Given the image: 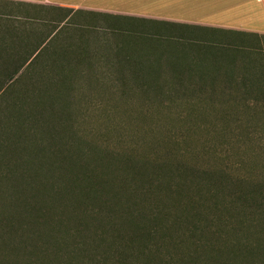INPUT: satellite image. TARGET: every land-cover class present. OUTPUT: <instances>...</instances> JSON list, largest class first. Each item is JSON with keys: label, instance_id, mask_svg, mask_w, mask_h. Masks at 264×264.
I'll return each mask as SVG.
<instances>
[{"label": "rangeland", "instance_id": "rangeland-1", "mask_svg": "<svg viewBox=\"0 0 264 264\" xmlns=\"http://www.w3.org/2000/svg\"><path fill=\"white\" fill-rule=\"evenodd\" d=\"M61 1L65 2L39 4L64 6L77 12H71V19L67 23L65 21L60 33L53 36L44 50H50L48 57L37 63L36 72L19 73L14 79L16 81L8 83L12 86L7 92L28 93L30 101L27 104L35 102L38 110L42 106L38 107V101H45V88L41 92L38 88L44 83L38 82V76L48 63H53L52 58H58L57 67H50L46 79L50 86L53 77H67L66 84L71 89L68 86L63 90L70 89L65 97L68 103H57L54 111L48 114L52 121L62 120L58 144L52 140L50 143L58 148L72 145L77 139L88 144L75 146L78 147L76 157L82 160L85 148L91 156L88 157L89 162L84 163L88 165V171L95 172L98 178L90 182L78 180L77 185L96 192L84 191L86 207L81 204L77 207H83L81 210L72 208L62 215L67 227H46L40 220L39 224L37 221L33 224L28 215L27 219L24 218V232L18 235L14 230H11L13 235L8 234V229L0 225L1 233H4L0 238V264H23V252L17 249L21 246V238L34 233L44 237L51 233L57 236L46 243L49 248L60 252L46 264H94L92 259L102 264H113L116 257L113 258V253L117 250H127L131 256L146 244H151L150 248L154 250V264L163 258L177 264H264V213L255 209L258 203L254 205V202L244 200L247 194L252 197L256 194V184H264V92L258 96L241 85L246 72H250L249 77H256L264 70L261 65L264 63V35L248 36L242 41L236 40L244 37L242 35L213 37V41L240 42L237 44L246 46L244 52L224 59L232 60L220 68L216 94L213 89H204L198 78L194 79L196 81L188 78L187 82L191 83L186 84V88L176 91L166 88L168 91L164 96L148 98L143 93L134 97L133 94H123L125 91L118 83L122 82L120 75L121 78L125 75L119 72L136 67L133 66L138 62L136 58L154 53L155 50L150 48L158 50L160 63H163L166 56L163 37L140 33L146 30H140L139 23L129 18H115L118 26L126 31L111 30L108 18L98 16V13H105L156 20L163 17L170 22L241 31L239 26L250 20L244 19L241 13L245 9L241 8L251 0ZM26 10L0 4V13L19 15ZM29 13L32 17L56 20L70 14V11L32 8ZM7 26L8 22L0 20V28ZM131 26L140 29L136 32ZM24 27L29 39L33 35L45 36L48 30L58 26L33 21ZM159 28H165L164 35L167 36L178 34L171 27ZM146 29L151 33L150 27ZM14 51L17 55L19 47ZM196 53L198 51L189 54ZM130 62L133 63L131 66ZM212 70L216 72L219 69L215 67ZM233 74L237 76L235 81L238 85L233 84L234 80L229 77ZM206 79L209 80L210 76ZM259 87L264 88V82L255 83V89ZM46 98L50 99L47 95ZM190 110H195V116H189ZM34 112L30 115L34 116ZM39 136L45 137L48 143L45 132L41 131ZM96 152L129 153L144 163L184 165L212 174L208 177L197 174L200 178L186 175L178 179V174L169 167L166 174L151 175L137 183L131 178L128 181L125 173H119L124 167L121 161L112 159V163L105 162L103 168L100 167L103 165L101 162L91 164V157L94 158ZM53 155L49 162L54 166ZM156 157L160 158L155 161ZM180 161L182 163L178 164ZM78 163L72 170L81 176L78 169L81 161ZM56 175L51 170H43V192L39 186L40 199L31 195V200H42L43 196L51 194L50 190L60 181ZM3 185L5 182L0 180V188L7 193H0V221H3V213H14L12 207L16 203L13 199L15 187ZM132 217L138 224L142 219L148 229L153 227L157 231L145 236L143 230L136 228L137 224H132ZM147 218L151 222H147ZM14 224L19 229L16 221ZM6 240L11 248L5 252L3 244ZM39 242H42L41 238L37 242L31 239L29 246L42 244ZM156 246L161 247L159 252L155 250ZM68 252L72 253L71 256ZM145 260L138 258L132 264H141Z\"/></svg>", "mask_w": 264, "mask_h": 264}, {"label": "trees", "instance_id": "trees-1", "mask_svg": "<svg viewBox=\"0 0 264 264\" xmlns=\"http://www.w3.org/2000/svg\"><path fill=\"white\" fill-rule=\"evenodd\" d=\"M0 4L9 5L12 8L19 7L27 9L23 14L19 15L15 14L14 12L0 13V20L9 23V26L6 28H0V180L5 182L6 185L3 186L10 188L11 186L15 187L13 199L16 202L12 207V209L15 210L14 213H3L4 217L3 221H0V225H3L8 229V234L13 235V233L11 234V230H14L17 232L16 235H18L19 232H24V218L27 219V215L29 216L31 222L33 220V224H35L36 221L37 224H39L41 221V223L46 227L57 228L62 227V225L66 226L64 217L62 215H65V212L70 211L72 208L74 210H81L83 207L77 208L81 204L85 206L84 201L86 200V195L84 191L90 194L96 192L95 190L86 188L82 189L81 186L77 185V181L82 180L85 182H90L93 179L98 178V176L95 172H89L87 169L88 165L84 163L89 162L88 157L91 156L89 152H86L85 148H83L84 158L81 160L76 157L78 147L75 146H79L81 144H86L88 146L86 142H81L77 139L76 143L72 145L66 144L63 148H58L56 146L53 147L50 143L52 140L55 145L58 144L57 140L59 139L62 129V120L58 119L52 121L49 119L48 114L54 111V105H57V103H68L65 100V97L68 95V92L71 89L70 85L66 84L67 77L65 79L61 76H59L60 78L53 77V81L50 86L49 81L46 79L49 76L48 71L50 72V67L53 69L57 67L56 64L58 58H52L51 60H53V63L51 65L48 63L42 73H40L38 76V82L44 83L39 84V92L43 90V87L45 88V92H43L45 93V96H43L45 101H38V107L42 105L40 108H38V110L35 109V102H32V104L30 103V105L27 104L30 101L28 93L18 94L14 92V90L10 91L9 94L7 92V90H9V88L12 86L8 85V83L14 80L15 77L19 75V73L26 75L28 73L31 74V72H36V66H38L37 63L48 57L50 50L48 52H44V50L48 47L49 42L52 41L51 39L53 36L60 33L59 30L63 29L62 24L67 23V21L73 16L72 13H76L77 11L65 7L25 2L20 0H0ZM32 8H39L42 11L44 9H55L60 11L67 10L70 11V14H67L65 17L60 19L46 20L44 17L38 18L30 16L31 14L29 13V10ZM98 16H102L106 19L108 18L107 22L111 25V30L124 29L123 27L118 26V24L115 22V18H129L137 21L139 23L138 26L142 28H136L138 26L134 28L131 26L133 31L137 32L138 29L144 31L146 30V32L140 33L150 36L163 37V44H165L163 45V48L166 55L163 63H160L158 50L155 48H150L155 50L154 53H145L140 59L136 58L135 61L138 62H134L135 65H133L136 67H128L129 70L123 69L119 72V74L123 73L125 75L123 78H121L122 76L120 75L122 82L120 81L118 83L119 86L125 91L123 94L127 96L133 94L134 97H138L143 93L145 96L147 95L148 98L164 96L166 91H168L166 88L175 91L180 90L181 88H186V84L191 83L187 81H196L194 79L197 78V81L200 82L199 84H203L204 89H213V93L216 94L217 88L220 84L218 83L221 72L220 68H222V66L227 62L230 64V60H232L228 59L224 61V59L229 58L236 53L240 54L244 52V48H246V46L243 43L237 44L240 42L225 43L222 41H213V37L221 36L220 38H228L231 36L230 34L244 36L236 39L237 41H242L248 36L258 37V34L256 33L236 31L225 28L206 27L198 24L170 22L165 20L145 19L105 13H98ZM33 21L36 23L50 22L51 24H56L58 27L48 30V33L45 36L33 35L32 38L28 39L24 26L31 24ZM155 24L159 25L156 26ZM147 26L151 28V33H147ZM159 26L171 27L172 31H176L178 34L174 35L172 33L170 36L164 35V31L166 29L164 28V30H162L159 28ZM123 31H126V29ZM194 35L198 37L190 38L194 37ZM233 38L235 39V37ZM18 47L20 51H18V54L15 55L14 50ZM197 51L198 53L194 55L189 54L190 52ZM85 52H87V50ZM248 56H252V54H249ZM260 60L261 59H259L258 62H260ZM132 64L133 63L130 62V66ZM160 64H162V66H160ZM261 65L263 68L264 63H261ZM160 67H162V70H160ZM215 67L219 69L216 72L212 70L215 69ZM3 68L4 70L7 69V71L1 72ZM262 68H260V70ZM53 73L54 72H52V74ZM246 73V76H244L241 80V85H243L247 91L251 90L254 91V93L258 96L262 95L264 88L259 87L255 89V83L259 81L264 82V70L260 71L256 77H249L248 75L250 72ZM59 74L63 75L64 73ZM208 75L210 76L209 80L206 79ZM229 77L234 80L232 82L233 84L238 85V82L235 81L237 78L236 74H233ZM188 78L189 80H187ZM68 86L70 89L63 91L65 88H68ZM137 91H139V93H136ZM46 92L48 93L46 94ZM46 95L49 96L50 99H47ZM58 99H60V102H56ZM35 110L36 112H34ZM32 112L35 113L34 116L30 115ZM194 112L195 110H190L189 116L192 117ZM161 115L162 114L159 115L160 120L162 119V117H160ZM41 131L45 132L47 135V144L46 138L39 136L41 135ZM147 144L150 146L149 142ZM52 154H54L52 156L54 166L49 162L51 160ZM134 156L135 155L129 153L113 154L111 152L109 154L96 152L95 157H91V164L96 165V163L101 162L103 165L100 167L103 168L105 167V162L111 164L112 159L121 161L124 164V167H122L123 170L120 169L119 173H125V175H127L126 178L128 181L131 178L137 183L143 182L151 175L166 174L165 171L169 167H171L173 173L178 174V179L186 175L190 177H199L197 176V174H199L200 177H208L212 174L211 172H205L202 170H200L201 172H198V170L195 168L184 165L165 166L151 163L150 161L144 163ZM159 158L160 157H156L154 160L157 161ZM187 160L188 159H182V161ZM78 161H81V165L78 168L80 170L79 174H81V176H78V174L74 173L72 170L73 165L78 163ZM181 163V161L178 162V164ZM182 167L186 169L181 170ZM43 170H47L48 172L50 170L52 172H56V177L60 178V181L57 182L58 185L54 186L52 191L50 190L51 187L48 188L51 194L46 195L45 198L43 196L42 200H36L40 199L38 194L40 193L39 186H41L42 192V188H44L41 183ZM115 175L118 176L117 174ZM73 177L81 179H74ZM203 182L205 183L207 181ZM100 184L104 185L103 182ZM35 190H37V192H35ZM254 191L256 194H253V197L250 196L249 193L245 196L244 200L248 203L254 202V205L258 203L259 206L255 209H260L258 213H264V184H256ZM4 192L5 191L0 188V193L6 195L7 193ZM10 195H12V192L7 197L10 198ZM31 195L35 196V202L31 200ZM3 207L4 209L6 208V206ZM130 216H132L131 213ZM5 217L6 220H8V217H10L6 223L4 222L6 221L4 220ZM41 217H45V220L42 221ZM14 221L17 222L19 229H16ZM131 221L134 226L137 224V229L140 228L143 230L142 233L145 234V236L147 233L152 234L157 231L153 227H150L151 229L149 228V230L148 227L144 225L145 223L142 222V219L140 220L139 224L133 219V217ZM147 222H151L150 219L147 218ZM128 223H130V221ZM5 224H7V226ZM131 227L133 226L131 225ZM40 232L41 231L39 230V233ZM3 234L4 233H1L0 230V238L1 236H4ZM35 235L36 233L31 234L26 238H21V249L19 247L17 251L23 252V264H46V262L49 261L51 257H57L58 252H60L56 248H49V245L46 243L49 241V239L52 240L54 239L53 237H57L55 234L51 233L45 237L43 234H37V237ZM135 236L137 239L138 234ZM140 236L142 235L140 234ZM40 238L42 239V242L39 243L42 244L29 246V241L31 239H35L37 242ZM150 245L151 244L144 245L139 251H136L135 255L132 254L131 256L128 255L130 252L127 250H125V252L117 250V252L113 253V258L116 256L113 260V264H132L133 261L138 258L140 260L146 258L145 262H141V264H154L155 262L152 259L154 250L150 248ZM10 248L11 244L8 242V240H6L3 244V249H5L6 252L9 251ZM155 250L159 252L161 247L156 246ZM67 254L71 256L72 253L68 252ZM105 259L106 258L101 259V261ZM92 261L94 264H102L98 263V260L95 259H92ZM171 263L177 264L166 260L165 258L161 259L158 264Z\"/></svg>", "mask_w": 264, "mask_h": 264}, {"label": "crops", "instance_id": "crops-1", "mask_svg": "<svg viewBox=\"0 0 264 264\" xmlns=\"http://www.w3.org/2000/svg\"><path fill=\"white\" fill-rule=\"evenodd\" d=\"M20 1H25V2H35V3H43V2H51V3H64L65 1L61 0H20ZM56 1V2H55ZM246 6L241 9H245V11L241 13V15L244 17L245 20H249L248 22L246 21L242 25L239 26V30L244 31V32H249V33H256V34H263L264 35V0H251L247 1ZM57 6V5H53ZM59 7H64V6H59ZM67 8V7H65ZM238 9V10H241ZM166 20L163 17H158L157 20Z\"/></svg>", "mask_w": 264, "mask_h": 264}]
</instances>
